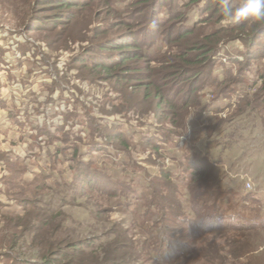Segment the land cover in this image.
<instances>
[{
	"label": "rangeland",
	"instance_id": "1",
	"mask_svg": "<svg viewBox=\"0 0 264 264\" xmlns=\"http://www.w3.org/2000/svg\"><path fill=\"white\" fill-rule=\"evenodd\" d=\"M34 1L0 0V264H9L6 256L31 263L37 260L39 248L29 246V242L25 241L26 238L29 239L28 235H12L14 232L19 233L14 231L11 217L14 214L22 215L20 210L34 205V199H40L39 205L48 201L49 193L46 190L34 193L32 185L35 182L40 184L41 179L48 178V184H53L59 178L60 182L70 184L72 176L81 174L78 171L74 174L70 168L69 155L74 146L78 147L79 160L88 165L93 176L99 177L98 171H102L120 187L132 188V192L130 190L124 198L110 200L108 203L106 199L97 200L94 196L89 199L90 195L83 199L82 206L56 201L53 206L58 211L57 222L62 223L61 232L56 236L67 240L93 241L94 238L96 247L87 249L83 256H77V262L80 260L90 264L105 256L115 259L118 264H155L147 257H137L130 251V244L139 246L147 241L145 238L149 228L148 222L142 225L139 223L143 196L138 194L149 195L148 184L158 178L161 169L175 178L178 192L185 194L189 188L184 186L185 180L189 178L188 171L184 172L182 169L181 172L178 167L185 162V152L182 145H177L172 140L177 138L176 130L168 127L170 135H167L164 142L161 139L162 132L159 131L160 125L156 124V117L174 121L175 117L182 116L185 112L170 110L165 104L156 110L153 102L144 99L142 89H137L130 83L108 81L107 77H99V71L89 74L91 67H80V60L85 58L84 49L94 39L95 28L103 25L108 27L109 24L116 26L117 18L105 12L93 13L94 22L88 23L89 17L81 14L68 28L64 25L51 33L29 32L25 22L32 14ZM185 1L175 0L173 10L184 13L186 10L182 5ZM166 13L163 8L162 16ZM188 18L190 24L196 18L194 8L188 13ZM231 24L225 19L221 21L222 26ZM123 32L125 31L121 29H113L93 42L114 38ZM226 52L237 55L246 51L240 42H234ZM239 60L242 61V58ZM226 62L223 59L222 65L217 69L219 75ZM252 62L242 77L254 83V73L259 64ZM149 66L157 68L156 64ZM236 68L238 67L232 70V76L236 73ZM254 85L251 86L252 89H248V94L257 91L261 82ZM239 96L237 93L228 96L214 95L210 87L202 88L199 98L205 111L202 120L196 121L192 115V103H188L187 111L190 114L187 115L186 136H190L194 129L201 139L196 145L200 156L206 158L209 164H217L221 184L236 190L237 195L240 192V196L250 198L241 200L237 207L235 204L239 199L234 202L238 216L242 219L237 217L236 222L227 219L202 223L211 227L210 232H206L205 242L198 246L203 252L200 255L194 249L192 255L179 260L177 264H219L223 259L227 264H234L227 253L234 256L235 252L239 257L235 264H264V231L244 228V224L240 222H249V226L264 223V131L258 125L252 127L256 119L241 121L237 118L226 125V131L219 129L208 136L211 133L205 130V126L219 118L233 117L242 105L234 106L236 97ZM63 115H70L67 122ZM90 118L96 125H106L112 129V133L120 132L125 138H129V151H120L121 148L113 146L117 145L116 142L109 140L106 144L104 139L96 138V134L90 135L93 132L91 128L87 129ZM45 130L49 135L54 137L55 134L57 137L52 140L43 135L41 132ZM63 134L68 136V143L62 142ZM152 137L159 143V154H162L159 160L151 155L155 157V163L152 158H147L149 145L141 144L144 139L147 143ZM91 148H96V152H89ZM217 159L221 162H217ZM242 175L254 185L255 193L244 190L240 180ZM13 177L15 181L11 179ZM87 190L84 191L85 194ZM252 199L256 201L252 202ZM182 202L185 204V200ZM106 205L112 207L109 209ZM93 207L98 213L92 212ZM224 229L231 231L220 232ZM99 233L102 235L99 236ZM113 237L116 238L118 247L113 251H101L106 248L102 240ZM127 240L130 241L129 245ZM187 241L184 239V242ZM115 251L117 254H114ZM99 264H108V260Z\"/></svg>",
	"mask_w": 264,
	"mask_h": 264
},
{
	"label": "trees",
	"instance_id": "2",
	"mask_svg": "<svg viewBox=\"0 0 264 264\" xmlns=\"http://www.w3.org/2000/svg\"><path fill=\"white\" fill-rule=\"evenodd\" d=\"M174 1L35 0L32 14L25 22V27L29 32L51 33L60 26L66 25L68 28L77 21L81 14L89 17L88 23L94 22L93 13L105 12L114 16L117 18V25L96 27L94 39L113 29H121L125 32L114 38H104L97 42H93V39L91 44L84 49L85 58L80 60V67H91L89 74L99 71L101 73L99 77H107L108 81L114 80L117 84L130 83L131 86L142 89L144 99L153 102L156 110L165 104L170 110L185 112L182 116L175 117L174 121H169V118L156 117V124L160 125L159 131L162 132L161 139H164V142L168 138L167 135H170V130L167 128L171 127L176 130L175 137L177 138L172 140H175L177 145H182L185 152V162L178 167L181 168V172L182 169L184 172L188 171L189 178L185 180L184 186L189 188L185 194L178 192L175 178L161 169L158 178L148 184L149 195L138 194V196H143L139 223L141 225L144 222L149 223L145 238L147 241L134 246V243L130 244L127 240L133 254L137 257L138 255L145 256L155 264H177L179 260L192 255L194 249H197L201 255L203 250L198 249V246L203 243L206 232L211 230V227L202 223L209 220L225 221L227 219L236 222L237 217L242 219L238 216L235 207L241 200H247L248 197L240 196V192L237 195L236 190L221 184L217 169L209 164L206 158L200 156L196 145L199 141L201 142V139L194 129L190 132V136H186L187 115L190 114L187 111L188 103H192L194 120L199 121L202 120L205 111V108L201 107L199 98L202 88L210 87L214 95L228 96L237 93L240 96L236 97L234 106L237 107L241 103L242 105L233 117L219 118L205 126L206 132L211 133L208 136H212L219 129L226 131V125L235 121V118L241 121L256 119L252 127L255 128L258 125L264 131V64H262L264 61V22L248 20L239 24L222 26L221 21L225 18L219 0H186L182 5L186 10L184 13L173 10ZM238 3L239 0H232L233 6ZM163 8L167 11L165 16H162ZM193 8L196 18L190 24L188 13ZM234 42H240L246 52L237 55L226 52L228 46ZM240 58L242 61L239 60ZM223 59L227 62L219 75L217 69L222 65ZM251 61L259 64V68L254 73L256 77L254 83L242 77L245 70L252 65ZM74 63L76 64L77 61ZM150 64H156L157 68H151ZM236 66L238 68L232 76V70ZM259 81L261 86L258 90L251 95L248 94V89ZM178 99L179 102H177ZM63 117L67 122L70 115H63ZM88 122L87 129L91 128L93 131L90 135L96 134V138L104 139L106 144L109 140L116 142L117 145L113 146L117 149L121 148L120 151H129L131 143L129 138H125L120 132L119 134L112 133V129L106 125H96L91 118ZM41 133L52 140L57 137L55 134L54 137L49 135L46 130ZM57 135L60 136V134ZM150 139L147 143L144 139L141 144L149 145L147 158L148 160L152 158V162L155 163L156 160H153L155 157L152 156H156L159 160L162 156L159 154L161 148L153 137ZM61 140L67 143L69 141L65 134L61 135ZM111 142L110 145H112ZM91 145L96 146L95 143ZM72 148V153L69 155L70 168L73 169L74 174L76 171L81 174L74 177L71 175L70 184L60 182L59 178L53 184H48V178L41 179L40 184L35 182L32 185L34 193L46 190L49 193L48 201L39 205L40 199H34V205L31 204L20 210L22 215L14 214L11 217L12 227L19 233L11 232L12 235L19 237L22 234H25V237L28 235L29 239L26 238L25 241L29 242V246L39 248L37 260L31 263L6 256L9 258V264H85L80 260L77 262L76 257L83 256L87 249L96 247V241L94 238H92L93 241L58 238L56 234L61 232L62 223L57 222L58 211L53 205H56L57 201L62 204L82 206L83 199L89 195V199L94 196V199H106L108 203L110 200L124 198L130 190L132 192V188L120 187L102 171H98L99 177L93 176L88 165L79 160L78 147ZM95 149L91 148L89 152H96ZM216 161L221 162L220 159ZM56 174L58 175L57 172ZM11 179L15 181V177ZM237 199L239 200L234 207ZM97 211L93 207L92 212L98 213ZM240 222L244 224V228L264 231L263 222L258 223L263 226H257V224L249 226L250 223L243 220ZM225 223L228 224V222ZM221 231H231V229ZM99 234V236L102 235V233ZM184 239L188 241L184 242ZM107 240H102L106 248L101 251H113L118 247L116 238H107ZM114 254L117 252L115 251ZM227 255L232 258L234 264L239 258L236 252L235 257L230 253ZM101 258V260L97 258L99 261H91L90 264H99L105 260H108V264H118L115 259L105 256ZM219 264L227 263L223 259L222 262L219 261Z\"/></svg>",
	"mask_w": 264,
	"mask_h": 264
},
{
	"label": "clouds",
	"instance_id": "3",
	"mask_svg": "<svg viewBox=\"0 0 264 264\" xmlns=\"http://www.w3.org/2000/svg\"><path fill=\"white\" fill-rule=\"evenodd\" d=\"M219 4L225 20L229 23L239 24L242 21L248 20L264 22V0H239V3L235 6L232 5V0H219ZM212 165L217 168V164ZM241 182L244 185V182ZM244 190L247 191L245 186ZM248 192L255 193V187L252 191Z\"/></svg>",
	"mask_w": 264,
	"mask_h": 264
},
{
	"label": "built area",
	"instance_id": "4",
	"mask_svg": "<svg viewBox=\"0 0 264 264\" xmlns=\"http://www.w3.org/2000/svg\"><path fill=\"white\" fill-rule=\"evenodd\" d=\"M240 179L244 182V186L247 191H252L254 189L253 184L245 175L240 176Z\"/></svg>",
	"mask_w": 264,
	"mask_h": 264
}]
</instances>
